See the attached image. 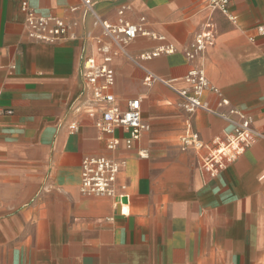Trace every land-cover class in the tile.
<instances>
[{
  "label": "crops",
  "instance_id": "crops-1",
  "mask_svg": "<svg viewBox=\"0 0 264 264\" xmlns=\"http://www.w3.org/2000/svg\"><path fill=\"white\" fill-rule=\"evenodd\" d=\"M24 1L40 17L75 23L78 39H31ZM92 2L110 23L124 10L127 21L142 25L146 35L131 53L176 50L144 63L176 89L188 88L193 68L185 48L211 20L216 38L206 72L219 94L204 101L252 117L264 134V0H232L235 22L211 14L207 0ZM100 37L83 0H0V264H264V138L212 175L204 160L214 140L234 133L232 123L205 110L188 113L176 91L146 86L145 72L119 58L111 64L113 92L122 107L126 99L142 101L150 130L132 149L118 130L120 145L110 151L82 81L85 58L102 63ZM221 100L229 106L219 108ZM190 133L206 147L184 151ZM93 157L119 162L115 199L81 192L82 163Z\"/></svg>",
  "mask_w": 264,
  "mask_h": 264
},
{
  "label": "built area",
  "instance_id": "built-area-1",
  "mask_svg": "<svg viewBox=\"0 0 264 264\" xmlns=\"http://www.w3.org/2000/svg\"><path fill=\"white\" fill-rule=\"evenodd\" d=\"M231 2L232 0H207L206 9L211 14L219 12L235 22L236 18L230 14ZM83 4L94 18L95 24L102 29V37L94 40L97 44V53L102 56V63L99 62L97 56L85 58L82 81L88 103L100 109L96 127L100 136L106 139L107 148L110 151H116L120 145V140L115 136L118 130H123L126 134L127 149H132L144 133L150 130V126L143 120L142 101L139 98L126 99L122 107L121 99L113 92L116 74L111 64L119 58L125 59L145 72L144 84L146 86L151 87L159 83L176 91L183 100V107L188 113L205 110L232 123L234 133L227 136L225 140H214L215 148L210 150V154L204 160V167L212 175L218 174L228 163L237 160L249 147L264 138V134L254 128L252 117L233 110L227 113L219 112L204 101L208 92L219 94V90L212 86L206 72L207 52L216 38L215 26L211 20L185 48L184 55L187 61L193 64V68L185 77L188 88L176 89L173 81L162 79L144 65L145 62L164 54L175 53L174 48L162 47L152 52L133 54L129 51V46L139 36L146 35L142 25L127 21L124 18V10L118 12L117 23H110L102 19L95 11L92 0H83ZM22 10L26 16V29L31 39L47 44H60L78 39L75 23H67L56 17H40L30 8L27 1L22 3ZM258 32L264 35V26H260ZM161 39L164 40V38ZM228 106L229 103L226 100L218 103L219 108ZM232 114L238 116L236 120L230 118ZM70 130L72 133H77L80 128L77 124H72ZM205 147L198 133H190L183 139L184 151L190 149L200 151ZM138 155L142 159L148 158V153L144 150H141ZM120 169L119 162L114 158L85 159L82 163L81 192L89 196H108L115 199V188ZM117 204L122 205V202L117 201Z\"/></svg>",
  "mask_w": 264,
  "mask_h": 264
},
{
  "label": "water",
  "instance_id": "water-1",
  "mask_svg": "<svg viewBox=\"0 0 264 264\" xmlns=\"http://www.w3.org/2000/svg\"><path fill=\"white\" fill-rule=\"evenodd\" d=\"M123 202H126V199H124Z\"/></svg>",
  "mask_w": 264,
  "mask_h": 264
}]
</instances>
